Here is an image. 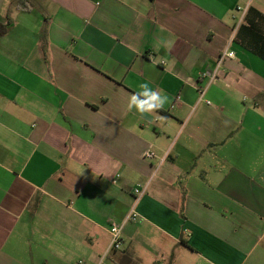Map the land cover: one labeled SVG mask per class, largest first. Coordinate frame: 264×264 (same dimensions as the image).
<instances>
[{
    "label": "crops",
    "instance_id": "1",
    "mask_svg": "<svg viewBox=\"0 0 264 264\" xmlns=\"http://www.w3.org/2000/svg\"><path fill=\"white\" fill-rule=\"evenodd\" d=\"M252 22L264 0H0V264H264Z\"/></svg>",
    "mask_w": 264,
    "mask_h": 264
},
{
    "label": "built area",
    "instance_id": "2",
    "mask_svg": "<svg viewBox=\"0 0 264 264\" xmlns=\"http://www.w3.org/2000/svg\"><path fill=\"white\" fill-rule=\"evenodd\" d=\"M242 9L241 8H238V11H241ZM246 13H247V10L244 11L243 13V18L246 17ZM234 55L233 53L231 52H223L222 56L218 59V65L217 67H219L223 60L225 58H233ZM202 78H209L210 81H213L216 79V72H210V71H207L206 73H203L201 75ZM144 158L145 159H153L155 158V154L151 151H147L145 154H144ZM134 193L135 195H137L136 197V203L139 201V199L142 197V190L141 188H136L134 190ZM139 218V214L138 212H136L135 208L130 212L129 216L127 217L126 219V222H136L137 219ZM109 231H110V235H111V244H110V247L109 249L107 250V253H106V256L107 254L109 253H112L114 251H118L121 247H122V226L121 225H117V224H112L109 228ZM79 264H84L83 261H79ZM98 264H108L107 263V257H103L99 262Z\"/></svg>",
    "mask_w": 264,
    "mask_h": 264
},
{
    "label": "clouds",
    "instance_id": "3",
    "mask_svg": "<svg viewBox=\"0 0 264 264\" xmlns=\"http://www.w3.org/2000/svg\"><path fill=\"white\" fill-rule=\"evenodd\" d=\"M140 87L143 91L131 96L130 107L135 106L138 111L143 113L153 109H160L164 106L168 99L166 95L150 89L147 84H141Z\"/></svg>",
    "mask_w": 264,
    "mask_h": 264
},
{
    "label": "trees",
    "instance_id": "4",
    "mask_svg": "<svg viewBox=\"0 0 264 264\" xmlns=\"http://www.w3.org/2000/svg\"><path fill=\"white\" fill-rule=\"evenodd\" d=\"M248 26H249L248 29H250L255 34V36L252 38L253 40H256V46L264 50V35L262 34V32L260 31L259 28L256 27V25L253 22L251 25ZM243 29H244V25L242 24L239 28V32ZM260 56L264 60V52H261Z\"/></svg>",
    "mask_w": 264,
    "mask_h": 264
}]
</instances>
